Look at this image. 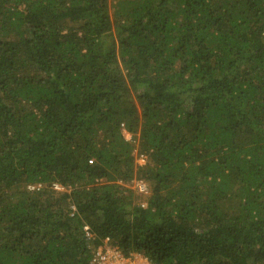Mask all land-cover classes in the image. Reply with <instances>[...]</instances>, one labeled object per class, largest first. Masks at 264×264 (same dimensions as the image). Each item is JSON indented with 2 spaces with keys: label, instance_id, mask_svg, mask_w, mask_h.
Returning <instances> with one entry per match:
<instances>
[{
  "label": "trees",
  "instance_id": "16d2710c",
  "mask_svg": "<svg viewBox=\"0 0 264 264\" xmlns=\"http://www.w3.org/2000/svg\"><path fill=\"white\" fill-rule=\"evenodd\" d=\"M104 238L264 264V0H0V264Z\"/></svg>",
  "mask_w": 264,
  "mask_h": 264
},
{
  "label": "built area",
  "instance_id": "2783aa9c",
  "mask_svg": "<svg viewBox=\"0 0 264 264\" xmlns=\"http://www.w3.org/2000/svg\"><path fill=\"white\" fill-rule=\"evenodd\" d=\"M120 127L123 128V124H120ZM134 160L136 165L143 166L145 163V156L135 151ZM131 187H134L142 193L147 192L146 187L137 182L133 183ZM26 189L29 192H38L41 191L42 185L40 183L32 184L28 185ZM51 189L57 192H68V189H64V187L57 184H52ZM71 209H73V207H71ZM82 231L86 239L91 240L93 238L87 226L84 225ZM89 264H150V262L141 254L130 253L128 255H123L117 247L111 246L108 238H104L97 246L93 247Z\"/></svg>",
  "mask_w": 264,
  "mask_h": 264
},
{
  "label": "rangeland",
  "instance_id": "374dc122",
  "mask_svg": "<svg viewBox=\"0 0 264 264\" xmlns=\"http://www.w3.org/2000/svg\"><path fill=\"white\" fill-rule=\"evenodd\" d=\"M107 2H108V3H111V2H113V0H107ZM132 144H133V143H132ZM134 153H135V149H134ZM143 194L145 195L146 193H143ZM144 195H142V197H141L140 195H136V196H139L140 199L143 200V198H145Z\"/></svg>",
  "mask_w": 264,
  "mask_h": 264
}]
</instances>
